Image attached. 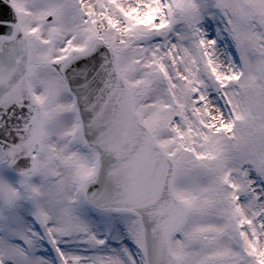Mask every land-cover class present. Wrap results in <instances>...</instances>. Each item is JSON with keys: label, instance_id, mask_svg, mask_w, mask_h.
Returning <instances> with one entry per match:
<instances>
[{"label": "snow or ice", "instance_id": "1", "mask_svg": "<svg viewBox=\"0 0 264 264\" xmlns=\"http://www.w3.org/2000/svg\"><path fill=\"white\" fill-rule=\"evenodd\" d=\"M0 264H264V0H0Z\"/></svg>", "mask_w": 264, "mask_h": 264}]
</instances>
